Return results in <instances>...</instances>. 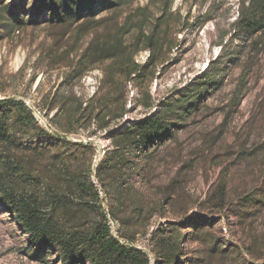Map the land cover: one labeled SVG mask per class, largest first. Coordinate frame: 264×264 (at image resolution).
<instances>
[{
    "label": "rangeland",
    "instance_id": "1",
    "mask_svg": "<svg viewBox=\"0 0 264 264\" xmlns=\"http://www.w3.org/2000/svg\"><path fill=\"white\" fill-rule=\"evenodd\" d=\"M42 1L0 0V100H24L39 124L53 133V112L47 115L41 104L70 70L64 49L74 42L76 26L51 22ZM240 2H172L170 35L179 43L159 64L150 85L155 105L189 92L209 64L215 63L212 73L218 85L201 94L198 108L175 137L151 148L142 162L145 177L135 179L146 207L156 206L147 232L134 239L152 264L157 262L150 233L173 224L187 236L184 264H192L197 253L203 254V264H264V31L252 37L237 35L234 22ZM118 8L124 21L135 8H150L158 15L162 5L160 0H125ZM90 39L85 35L80 46ZM148 56L147 50L141 51L137 60L145 63ZM100 76L97 69L88 72L73 83L75 90L92 95ZM130 89V97H137V89ZM145 115L137 105L126 121ZM69 138L89 139L75 134ZM90 139L98 147L94 170L111 142L107 132ZM100 192L106 197L101 187ZM103 204L107 207L108 200ZM195 218L208 222L197 226ZM114 221L118 235L121 223ZM28 242L29 234L17 225L11 208L0 202V264H62L56 253L48 262L34 259Z\"/></svg>",
    "mask_w": 264,
    "mask_h": 264
},
{
    "label": "trees",
    "instance_id": "2",
    "mask_svg": "<svg viewBox=\"0 0 264 264\" xmlns=\"http://www.w3.org/2000/svg\"><path fill=\"white\" fill-rule=\"evenodd\" d=\"M123 1H42L51 22L76 26L74 42L64 49L70 70L41 104L47 115L53 112L50 120L57 132L41 126L24 100H0V202L29 234L30 256L41 262L56 253L62 264H152L134 239L147 232L156 206L146 207L135 179L145 177L142 162L151 148L175 137L198 108L201 94L218 85L215 63L209 64L189 92L155 105L150 85L159 64L179 43L170 35L173 0H160L158 15L135 8L121 21ZM104 11L110 16H101ZM234 29L241 37L264 31V0H241ZM85 35L91 39L80 46ZM144 50L149 56L140 63L137 55ZM96 69L101 76L93 94L78 93L73 83ZM130 86L137 97H130ZM137 105L146 115L126 121ZM104 132L111 143L94 171L98 147L90 138ZM70 134L89 139L75 141ZM110 220L120 221L118 235ZM196 221L197 226L208 222ZM150 237L157 264L185 263L187 236L180 227L160 226ZM203 260L197 253L191 262Z\"/></svg>",
    "mask_w": 264,
    "mask_h": 264
},
{
    "label": "bare ground",
    "instance_id": "3",
    "mask_svg": "<svg viewBox=\"0 0 264 264\" xmlns=\"http://www.w3.org/2000/svg\"><path fill=\"white\" fill-rule=\"evenodd\" d=\"M100 156H101V155H100ZM96 162H99V158L96 159ZM97 164H98V163H97ZM110 223H111V225H112V227H113V229H114V232L117 234V226H116V224H114L115 221L110 220Z\"/></svg>",
    "mask_w": 264,
    "mask_h": 264
},
{
    "label": "built area",
    "instance_id": "4",
    "mask_svg": "<svg viewBox=\"0 0 264 264\" xmlns=\"http://www.w3.org/2000/svg\"><path fill=\"white\" fill-rule=\"evenodd\" d=\"M99 154H100V151H99ZM99 154H98V155H99ZM114 224H115V223H114ZM123 240H124V239H123Z\"/></svg>",
    "mask_w": 264,
    "mask_h": 264
},
{
    "label": "water",
    "instance_id": "5",
    "mask_svg": "<svg viewBox=\"0 0 264 264\" xmlns=\"http://www.w3.org/2000/svg\"><path fill=\"white\" fill-rule=\"evenodd\" d=\"M97 166L95 165V168H96ZM94 171H95V169H94Z\"/></svg>",
    "mask_w": 264,
    "mask_h": 264
}]
</instances>
